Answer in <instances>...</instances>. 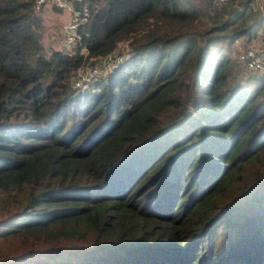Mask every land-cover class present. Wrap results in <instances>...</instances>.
<instances>
[{"label":"trees","instance_id":"16d2710c","mask_svg":"<svg viewBox=\"0 0 264 264\" xmlns=\"http://www.w3.org/2000/svg\"><path fill=\"white\" fill-rule=\"evenodd\" d=\"M252 1L87 0L68 54L0 0V264H264V75L228 52L264 32Z\"/></svg>","mask_w":264,"mask_h":264},{"label":"built area","instance_id":"2783aa9c","mask_svg":"<svg viewBox=\"0 0 264 264\" xmlns=\"http://www.w3.org/2000/svg\"><path fill=\"white\" fill-rule=\"evenodd\" d=\"M229 1L212 0V4L215 9H219ZM76 3L81 5L76 6ZM250 5L253 9L263 11L262 2L259 0L251 2ZM45 8H52L65 15V20L60 30L56 32L51 48L68 54L73 53L80 45L82 38L80 27L86 23L90 14L87 0H33L35 13L42 15L48 10ZM234 47L237 60L246 71L264 75V32H259L250 42H237ZM113 52L101 57L99 62L94 65L81 68V64L75 70L73 85L82 90L96 80L105 78L124 59L122 53L111 55Z\"/></svg>","mask_w":264,"mask_h":264},{"label":"rangeland","instance_id":"374dc122","mask_svg":"<svg viewBox=\"0 0 264 264\" xmlns=\"http://www.w3.org/2000/svg\"><path fill=\"white\" fill-rule=\"evenodd\" d=\"M239 1V0H237ZM257 0H253L252 2H256ZM260 2H263V0H259ZM63 14V12H62ZM43 16V14H42ZM40 16V17H42ZM58 20V18H56ZM197 24V26L199 28H204L208 22H207V19L206 18H201V20H198L197 22H195V25ZM58 24H54L53 21L49 22V21H44L43 17L42 19H40V33H41V36H42V40H43V43L44 45H46L47 47L51 48V44L54 43V40H55V35H56V32L58 31V28H57ZM237 42H241V43H245V39L243 38L242 40H235L233 43L229 44V49H228V52L231 54L232 57H235L236 53H235V44ZM125 42H120L119 45H118V48L113 52V54L111 55H117L118 52L120 50H122V47H125ZM100 59H93V60H87L85 61L84 63H82V65L80 66L81 68H84L85 66H90V65H94L96 63L99 62ZM239 71L243 74L244 71L242 69H239ZM76 73V72H75ZM74 73V75H75ZM74 75H73V78H74ZM72 78V80H73ZM11 208L10 207H2L1 204H0V219L4 218L6 215L10 214L9 212H11ZM11 242H5L4 240H0V254L1 253H6V252H11V251H14L16 250L18 247H17V244L19 243L20 244V240H16L15 241V244L16 246H9Z\"/></svg>","mask_w":264,"mask_h":264},{"label":"crops","instance_id":"0c3cea01","mask_svg":"<svg viewBox=\"0 0 264 264\" xmlns=\"http://www.w3.org/2000/svg\"><path fill=\"white\" fill-rule=\"evenodd\" d=\"M45 9H48L47 11H45L42 15L44 21H53L54 24H58L57 28L58 30H60L61 28V25L63 24L64 20H65V15L63 14H60L59 11H56V10H53L52 8H45ZM42 17H40V19H42ZM58 18V20L56 19ZM52 49V48H51Z\"/></svg>","mask_w":264,"mask_h":264}]
</instances>
